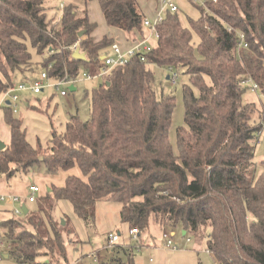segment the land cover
I'll return each mask as SVG.
<instances>
[{
	"label": "trees",
	"instance_id": "trees-1",
	"mask_svg": "<svg viewBox=\"0 0 264 264\" xmlns=\"http://www.w3.org/2000/svg\"><path fill=\"white\" fill-rule=\"evenodd\" d=\"M91 1L69 0L57 18L48 19L45 0H0V95L35 79L27 76L34 64L40 63V73L51 82L101 69L114 38L92 35L97 24L89 18ZM96 1L107 26L127 39L142 34L137 0ZM202 4L200 17L189 19V26L182 25L177 10H167L145 60L135 55L114 67L91 90L89 118L71 115L63 132L51 130L45 149L32 146L13 107L1 103L10 129L9 143L0 148L6 186L40 162L49 174L74 168L80 173L68 174L60 186L51 184L21 217L10 208L1 211L10 214L0 219V233L10 245L7 255L18 264H42L41 258L69 264L63 234L72 231L52 216L53 201L59 199L70 201L87 222L94 221L98 201H118L121 222L138 235L151 223L180 224L182 234L200 238L207 229L206 250L217 264H264V158L258 175L254 160L264 110L242 101L247 87L241 83L250 78L264 95V0ZM192 31L199 36L196 49ZM240 33L244 47H239ZM76 41L85 59L72 56ZM29 45L40 62L32 60ZM152 63L184 68L188 76L177 153L168 139L175 98L156 97ZM254 115L262 121L252 122ZM115 250L96 264H134L132 246Z\"/></svg>",
	"mask_w": 264,
	"mask_h": 264
},
{
	"label": "rangeland",
	"instance_id": "rangeland-1",
	"mask_svg": "<svg viewBox=\"0 0 264 264\" xmlns=\"http://www.w3.org/2000/svg\"><path fill=\"white\" fill-rule=\"evenodd\" d=\"M69 0H45L46 17L48 19L57 18L61 14L62 6ZM177 6V13L179 15L182 25L189 26V19H197L201 15L199 9L203 5V1L193 0H173ZM140 10L143 12L144 19H148L153 23L156 18V3L157 0H137ZM89 11L90 16L94 22L97 23L96 36H119L112 30V27L107 26L99 9L98 2L93 0L91 2ZM166 12V11H165ZM165 12L162 16L164 17ZM205 12H208L205 10ZM151 33L148 26H143L142 34L137 33L136 37L139 39L141 35L147 38ZM120 37V36H119ZM119 41V40H118ZM117 42V40H116ZM125 35L120 37L118 44L125 50L131 46ZM192 44L196 49L199 42V36L195 31H192ZM150 45L154 46L156 37L151 35L149 38ZM32 53V60L40 62L41 57L37 56L29 45ZM107 55L111 54V47L107 51ZM106 54H104L105 56ZM148 67L154 74V91L156 97L160 98L162 95H171L175 98V106L172 113L171 123L168 130V139L172 145L174 153H177L176 146V129L179 126H184V103L182 89L184 85L189 84L188 76L182 69H174L178 75L177 82L172 84L166 77L169 76L170 71L165 67L157 64H149ZM41 70V65L34 64L32 73H28V78L38 77ZM82 71L79 73V78L75 82V91L67 92V95L61 96L55 87H47L39 93H31L30 91L19 92V99L17 101L15 115L22 120V126L26 131V138L32 146L45 149L47 141L50 137L51 130L55 129L57 132H63L65 124L71 115H77L81 120H87L90 116V93L91 90L98 86L101 82L96 77L93 79H85L81 77ZM22 78L17 75L16 80L19 82ZM209 82V79H206ZM251 83L245 86L247 89L242 95L244 103H253L259 111L264 110V95L260 89L255 91L250 90ZM193 91L197 94V88L193 87ZM0 95V102H1ZM28 99L29 104L26 105L24 100ZM1 106V105H0ZM262 121L258 115H254L252 122ZM42 155L40 154V159ZM264 158V127L261 130L258 140L256 142L255 157L256 175L262 170V159ZM79 173V171L76 169ZM49 175L52 177V183L46 180ZM53 175V176H52ZM62 171L56 174H49L46 172L44 165L40 163L34 164L27 173H21L17 176V181L22 186L24 184L36 183L40 187V194L37 198L42 196L51 184H60L62 180ZM46 178V179H44ZM62 180V181H61ZM21 196L24 197L26 195ZM25 205L28 209H33L37 206L36 202H27L25 198ZM39 200V199H38ZM16 205H19L17 203ZM54 208L52 216L58 222H63L64 225L72 231L71 234L64 233L63 237L66 245V258L69 264H96L101 260H107L116 252L115 246L121 245L126 249L132 246L134 264H217L211 255L206 250L207 243V229L203 231L202 238L198 235L187 232L182 234V227L177 224L175 227H160L157 224L151 223L147 231L140 233L133 239L129 234L128 226L120 220L121 203L115 200H100L95 206V218L93 222H87L79 217L73 209L70 201L59 199L53 201ZM0 201V219L2 217L10 216L8 212L1 213L2 210L9 209ZM4 212V211H3ZM17 217H21L18 215ZM166 233L172 239V248L166 245V239L163 237ZM117 234L118 240L109 245L107 235ZM189 238V241H186ZM0 253L7 254L6 251ZM95 255V256H94ZM124 258L123 254H120ZM42 264H54L45 258L40 259ZM1 264H18L11 256L4 257Z\"/></svg>",
	"mask_w": 264,
	"mask_h": 264
},
{
	"label": "built area",
	"instance_id": "built-area-1",
	"mask_svg": "<svg viewBox=\"0 0 264 264\" xmlns=\"http://www.w3.org/2000/svg\"><path fill=\"white\" fill-rule=\"evenodd\" d=\"M193 1H199V0H193ZM203 1V0H202ZM178 8L173 0H157V7H156V18L153 23H150L148 19H144L143 24L144 26H148L151 29V35H154L157 38V32H156V25L163 19V12L169 10V11H176ZM240 42L239 47L246 46V43L243 40V34H239ZM152 48V45L149 43V36L147 38L142 37L138 40H135L131 46H129L127 49L123 50L120 45L116 42H114L111 45V54L105 55L102 59L103 66L101 69L96 72L95 74H91L89 72H82L81 77L85 79H93L97 78L99 79V82L104 81V78L109 75V72L116 66H120L125 64L131 57H134L135 55H138L139 58L144 61L145 56L144 54L149 51ZM72 52L78 48V41L74 42L71 46ZM170 71L169 74V80L172 84H175L177 82L178 75L174 71V68L170 67L168 68ZM79 74L75 77H64L62 79L56 80V81H49L47 78V73L45 71H42L40 75L31 80H25L20 81L16 85L10 87L6 92L2 94L1 97V103L7 102L13 107V110L16 111L17 101L19 99V92L22 91H30L31 93H39L42 90H44L47 87H55L61 96L67 95V92H69V86L74 85L76 80L79 78ZM251 83L250 90L255 91L258 89V86L255 82H253L250 78L243 79L241 83L243 85H246L247 83ZM40 194V187L36 183L28 184L27 186V193L24 197H21L19 195H13V194H0V201L4 203L5 205H9L10 211L14 216H18L22 214L21 205L26 204L25 201L22 200V198H25L27 202H34L38 195ZM19 203V205H16ZM130 236L135 239L138 235V232L135 228H131L129 230ZM163 237L166 239V245L172 248H176L173 245L172 239L170 236L166 233H163ZM109 245L114 244L118 240L117 234H108L107 235ZM186 241H189V238H186ZM10 248V245L5 242L3 239L1 233H0V252L2 251H8ZM95 256V255H94ZM4 258L3 253H0V264L2 259Z\"/></svg>",
	"mask_w": 264,
	"mask_h": 264
},
{
	"label": "crops",
	"instance_id": "crops-1",
	"mask_svg": "<svg viewBox=\"0 0 264 264\" xmlns=\"http://www.w3.org/2000/svg\"><path fill=\"white\" fill-rule=\"evenodd\" d=\"M92 2V1H91ZM91 2L88 4V14H89V18H90V20L91 21H93L92 20V18H91V16H90V13H91V11H89V8H90V5H91ZM156 6H157V3H156ZM100 9V8H99ZM101 12V11H100ZM102 15V14H101ZM103 17V16H102ZM97 24V23H96ZM96 29H97V27H96ZM96 29L93 31V33H92V35L94 36V38L96 39V40H99L101 37H99V36H96ZM112 30H117V28H114V27H112ZM119 30V29H118ZM114 32L117 34V35H119L120 37H123V35H125V33L123 32V31H113V34H114ZM134 35V40H132V42H131V39H127V40H129V42H131V44L135 41V40H138V38L136 37V35H137V33L136 34H133ZM107 36V35H106ZM119 36H108V37H113L114 38V42H116V40H117V42L116 43H118L119 41H120V37ZM126 37V36H125ZM142 37H144L143 35H141V37L140 38H142ZM139 38V39H140ZM149 38H150V35H149ZM119 40V41H118ZM129 42H128V44H129ZM75 87V86H74ZM76 90V87H75V89H74V91ZM0 105H1V102H0ZM9 141H10V129H9V127H8V125L6 124V122H5V120H4V115H3V110H2V108H1V106H0V142H3L5 145L6 144H8L9 143ZM76 169L77 168H74V169H72V170H69V171H62V180H63V182H61L60 184H57V186H60V185H62L63 183H64V179H65V177L68 175V174H75V175H79L80 173H78L77 171H76ZM78 170V169H77ZM79 171V170H78ZM49 175H46V177H48ZM53 176V175H52ZM17 179V177L16 178H14L13 180H12V182H11V185L8 187V186H6V182H5V179L3 178V177H0V194H15V195H19V196H21V193H24L23 195H25V193H27V186H28V184H24L23 186H22V191H21V188H20V182L19 181H17L16 180ZM44 179H46V178H44ZM46 180H48V181H50L51 183H52V177H50L49 176V178H47ZM61 180V181H62ZM54 184V183H53ZM55 185V184H54ZM22 197V196H21Z\"/></svg>",
	"mask_w": 264,
	"mask_h": 264
},
{
	"label": "water",
	"instance_id": "water-1",
	"mask_svg": "<svg viewBox=\"0 0 264 264\" xmlns=\"http://www.w3.org/2000/svg\"><path fill=\"white\" fill-rule=\"evenodd\" d=\"M79 35H82V32L79 33ZM72 56L73 57H76V58H82V59H85V55L82 53V52H79L78 49H76L75 51H73L72 53ZM104 58V55L101 57V59ZM167 79H169V76L166 77ZM75 87L74 85H70L69 86V90L70 91H74ZM8 103V101H7ZM5 146V144L3 142H0V148H3ZM47 190H50V188H47ZM21 209H22V213L23 214H26L28 212V207L25 205V204H22L21 205ZM185 232L183 231V234ZM4 257H7V254H4Z\"/></svg>",
	"mask_w": 264,
	"mask_h": 264
}]
</instances>
